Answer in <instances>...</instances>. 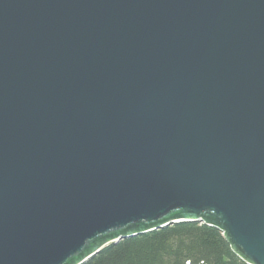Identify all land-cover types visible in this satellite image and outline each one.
<instances>
[{
  "label": "water",
  "instance_id": "1",
  "mask_svg": "<svg viewBox=\"0 0 264 264\" xmlns=\"http://www.w3.org/2000/svg\"><path fill=\"white\" fill-rule=\"evenodd\" d=\"M182 222L264 264V0H0V264Z\"/></svg>",
  "mask_w": 264,
  "mask_h": 264
},
{
  "label": "trees",
  "instance_id": "2",
  "mask_svg": "<svg viewBox=\"0 0 264 264\" xmlns=\"http://www.w3.org/2000/svg\"><path fill=\"white\" fill-rule=\"evenodd\" d=\"M84 264H247L223 233L182 222L105 247Z\"/></svg>",
  "mask_w": 264,
  "mask_h": 264
}]
</instances>
